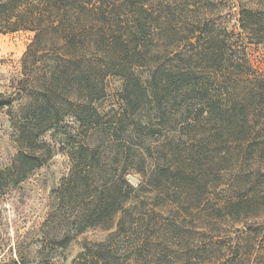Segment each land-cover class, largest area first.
<instances>
[{"label":"trees","instance_id":"obj_1","mask_svg":"<svg viewBox=\"0 0 264 264\" xmlns=\"http://www.w3.org/2000/svg\"><path fill=\"white\" fill-rule=\"evenodd\" d=\"M147 1L5 0L0 4V34L19 30L36 34L24 55V69L35 81L32 85L41 88H32L37 104L30 108L27 119H38L42 132L63 120V97L64 103L73 106L70 91L79 92L81 99L76 100L74 111H84L87 104L100 99L104 89L98 87L97 80L102 82L109 74L124 79L122 96L128 109L135 112L150 105L160 122H165L170 109L183 112L182 130L188 129L190 134L184 142L180 131L176 132L180 144H190L188 157H170L165 166L157 168L151 185L155 199L162 200L164 211L179 215L178 220L181 212L198 218L205 211L204 192L199 185L208 176L206 170L197 166L202 158L212 155L218 165H227L216 173L217 180L206 183L207 191L216 182L221 184L228 172L264 155V78L257 76L233 48L227 29L211 26L207 16L200 19L201 8L207 7L210 0H159L157 8ZM237 1L240 30L250 43L264 46V0ZM48 56L54 64L41 74L40 61ZM136 69H145L149 76L138 75ZM5 106L0 96V109ZM89 113V119L96 117L94 110ZM208 140L216 146L207 147L204 152L200 143ZM20 157V166L32 161L27 156ZM80 158L76 167L79 172L74 168L69 182L75 188L89 189L91 171L86 167L81 171L80 163L85 158L81 154ZM128 159L129 155L125 160ZM142 188L132 186L124 173L100 188L79 233L106 223L113 225L115 218H120L109 240L86 245L78 260L85 264H119L113 238L117 240L137 230L138 216L126 204ZM239 193L235 200H226L215 210L224 212V220L248 230L241 235V227L223 229L216 236L224 239L221 242H212L210 237L211 248L222 245L225 252L232 254L222 264L252 262L251 254L234 255L235 247L246 250L257 244L264 246V220L258 222L252 208L264 200V192ZM232 208L238 209L237 214L231 215ZM174 225L177 230L178 222ZM145 247L146 240L134 244L132 262H137V253ZM154 255L167 264L192 263L190 258L187 263H177L180 253L173 242L164 241Z\"/></svg>","mask_w":264,"mask_h":264},{"label":"rangeland","instance_id":"obj_2","mask_svg":"<svg viewBox=\"0 0 264 264\" xmlns=\"http://www.w3.org/2000/svg\"><path fill=\"white\" fill-rule=\"evenodd\" d=\"M4 1L0 0V4ZM147 3L157 8L159 0H148ZM205 6L201 8L200 19L207 16L211 26L227 29L233 48L246 59L257 76L264 78V46L250 43L240 30L238 1L210 0ZM35 36L30 30L0 34V96L6 102L0 109V264H85L78 257L86 245L109 240L120 215L113 225L106 223L79 233L86 224L84 217L93 207L100 188L123 173L132 186L143 188L126 204L138 216L137 230L117 240L113 238L119 264H167L163 258L154 255L164 241L177 243L180 253L177 263H187L190 258L191 264H222L224 258L232 256L225 252V246L211 248V238L212 242L224 240L216 237L223 229L241 227V235L248 230L224 220V212L215 210L222 202L235 200L239 192H245L244 195L264 192V155L242 164L236 170L238 172H228L221 184L218 181L207 191L206 183L217 180L216 173L227 165H218L212 155L202 158L197 166L208 174L199 185L204 192L205 211L198 218L184 216L181 212V219H176L179 215L164 211L162 200L155 199L151 182L157 168L165 166L170 157L176 156V160L180 156L188 157L190 144H180L176 132L180 131L184 142L190 134L188 129L182 130L183 112L170 109L165 122H160L150 105H143L135 112L128 109L122 96L124 79L109 74L102 82L97 80L98 87L104 89L100 99L90 104L86 100V110L74 111L80 95L70 91L73 106L64 103L66 98L63 97V120L42 132L43 125L38 119H27L30 108L37 104L32 97V88H41L32 85L35 81L24 69V55ZM53 64L54 59L50 56L41 60V74ZM135 71L142 77L149 76L145 69ZM90 110H94L96 117L89 119ZM200 144L204 152L207 147L214 149L216 146L213 140ZM80 154L85 158L80 163L81 171L84 167L91 171L89 189L75 188L69 182L74 168L77 171ZM20 155L32 160L29 165L20 166ZM252 208L258 222H263L264 200ZM237 211L232 208L231 215ZM249 221L250 224L253 222L252 219ZM143 240H146V247L137 253V262H132V248ZM234 250L238 257L251 254L252 262L248 264H264L263 245L257 244L246 250L235 247Z\"/></svg>","mask_w":264,"mask_h":264}]
</instances>
